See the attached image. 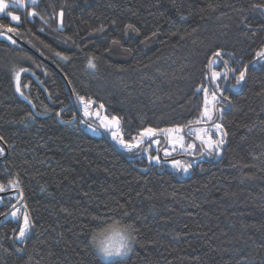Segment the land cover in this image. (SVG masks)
<instances>
[{
    "label": "trees",
    "instance_id": "obj_1",
    "mask_svg": "<svg viewBox=\"0 0 264 264\" xmlns=\"http://www.w3.org/2000/svg\"><path fill=\"white\" fill-rule=\"evenodd\" d=\"M8 5L0 24L17 32L2 31L16 44L0 37V264H264V0ZM217 51L211 76L226 72L225 60L233 70L218 80L228 97L217 107L215 122L227 133L219 156L205 148L184 157L191 167L178 177L149 161L153 146L129 153L96 126L98 111L120 119L127 142L142 141L146 128L190 131L203 118L197 89L216 88L208 67ZM20 68L29 70L21 89L31 104L15 91ZM81 96L104 107L86 117ZM25 213L28 232L15 240ZM126 224L131 251L104 260L98 241Z\"/></svg>",
    "mask_w": 264,
    "mask_h": 264
},
{
    "label": "snow or ice",
    "instance_id": "obj_2",
    "mask_svg": "<svg viewBox=\"0 0 264 264\" xmlns=\"http://www.w3.org/2000/svg\"><path fill=\"white\" fill-rule=\"evenodd\" d=\"M24 2V0H13V5L12 6H17V5H22ZM38 2V0H30V3L32 5H36ZM9 8V5L7 3L4 2V0H0V13H4L5 10ZM262 15H264V12L261 13ZM29 17H33L36 15V13L34 12H29ZM61 16L63 15V13L61 12L60 14ZM7 16L11 18L12 22H16L19 23L20 22V17L17 15H14L12 12H7ZM5 26L3 24H0V29L4 28ZM128 28H132V25H127ZM60 30H62V24L59 25ZM102 30V29H101ZM6 31L8 33H15L17 32V28L16 27H12V26H8L6 28ZM0 37L9 40L12 44H16V41L13 40L10 36H5L4 33L2 31H0ZM60 54L57 53V56H59ZM216 57H221V52L217 51L215 53ZM257 56L260 57V62H264V52H258ZM64 59H67V57H63ZM209 63H211V61H209ZM225 67H226V72L225 73H220V72H212V77H211V83L216 85V88L213 90L212 95H211V99H209V89L207 87L203 88V89H197V92L203 90L205 95H204V110L201 113V116L203 118H206L208 121H213V126L215 128V135L218 137V139L213 140L211 139V137L209 136L207 139L204 138V136H207V132L205 129H199L197 130V139H200L204 146L208 149V154H212L213 152L219 156L220 152H221V145H223L225 143V137L227 135V133L223 130L222 128V124L221 123H216V119L217 117H215L213 115V109H215L216 111H220L219 108H216L217 104H221V102H227L228 101V97L226 95L223 94V91L219 85L218 80L219 79H227L228 78V73L232 72L233 70L231 68H228V61L225 60L224 61ZM88 65L91 68H95V64L93 63L92 59H89L88 61ZM248 65H245V69H247ZM29 70L27 68H20L18 71L14 72V80L16 83V88L15 91L16 93H18L24 100L28 101V103L31 104V101L28 100V97L24 94V92L21 89V74L22 73H26ZM34 75V73H33ZM237 79V84H240L241 82L245 81L246 79V71H240L239 72V76L236 78ZM24 87L27 88L28 85L24 84ZM217 92L220 93L219 96H217ZM79 101L81 104H84V97H78ZM93 103V101L89 100L87 104L84 105V116H90L92 115V113L89 112V106ZM34 107V106H33ZM101 108L104 107V105H100ZM57 115H60V113H57ZM96 115H99L98 113ZM219 119L222 120V116L219 117ZM82 123L84 121H81ZM199 121H197L198 123ZM119 125H120V119L117 116H112L111 120L108 119L107 116H104L101 119V124L100 126L106 130L111 131L113 128H116L117 131H112V139L114 141H116L123 150L128 151L129 153H133V149L136 148L138 146L139 141L137 142V144H132V143H126L122 138L118 139V129H119ZM93 131H95V129H93ZM163 131L165 133L168 134H172L173 132L175 133H179L180 129L179 128H175V129H163L160 130ZM200 133H204V136H201ZM158 132L156 129L153 128H146L141 132V136H154L157 135ZM0 139H2V137H0ZM183 138L182 137H178L177 139H172L169 142L170 143H177L178 141L182 142ZM188 148L191 149L193 148L192 144L188 145ZM147 151V150H146ZM4 154V150L0 149V156H2ZM135 155H138L139 153H133ZM170 155L169 152L165 151V156ZM149 161L150 162H155V164L159 165L161 164V161L158 157H152L149 156ZM180 166H181V162L180 161H174L172 163V167L176 170H180ZM189 167H191V165H187L183 167V171L185 173L188 172ZM12 187L15 188H19L20 185L17 181H12L10 182ZM5 190L4 186H0V193H3ZM13 207H15V205H13ZM11 216L13 218H15L17 216V211H13L11 213ZM29 225H30V220H29V216L27 213H25L24 215V221H23V226L19 227V233L18 235L14 236L15 240H20L23 241L25 239L26 233L28 232L29 229ZM134 230V229H133ZM124 232L127 234V229H124ZM116 235L119 237L118 241H116L115 243L109 241V242H104L101 241L99 244V251L103 254L104 257H112V256H127L129 254V252L131 251V246H132V242L135 241V237H131L130 235H121L119 232L116 233Z\"/></svg>",
    "mask_w": 264,
    "mask_h": 264
},
{
    "label": "flooded vegetation",
    "instance_id": "obj_3",
    "mask_svg": "<svg viewBox=\"0 0 264 264\" xmlns=\"http://www.w3.org/2000/svg\"><path fill=\"white\" fill-rule=\"evenodd\" d=\"M216 106L217 107H220L221 104H217ZM215 115L216 114H215V110H214V116ZM217 118H218V114H217ZM194 124L196 126H207L211 130H212V125H213V123H210V121L206 120V118H202L198 123L196 122ZM187 129H184L183 128V130H182V132L180 134L185 138V144L186 145H189L190 142H194L193 144L198 147V152L197 153H195L196 150L194 152H190L189 154H186V153L182 152L181 150H179V148H178V146H177L176 143L175 144L170 143L169 142L170 139L167 138L168 136L167 135H164L162 133L158 134L156 136V138H154V139L158 140L157 143H154L156 140H153L152 141V139H151L152 137L149 138V137H145L144 136V138L142 139V141H140L138 143V148L140 147L139 153H141L143 150H145L144 148H146V146L151 145V146H153V148L155 150V153H154V155L149 154V156L159 157V159L161 161V164H159V166H162V165H170V161L171 160H174V159H177V158H179V160L181 162V165L186 166L187 163H184V161H182V159L184 157H189L190 159H192V158H195L196 156H198L200 153L201 154L204 153V150H205V146L202 143L196 141V139H195L196 137L193 135V133H191ZM215 139H218V137L216 136ZM165 140H166V143H165ZM144 142H146V143H144ZM127 143L137 144V143H134V142H127ZM168 147L174 148V151L175 152L170 153V155H168V156H165V151L168 149ZM0 149H3L4 152H5L4 145L1 142H0ZM146 155L147 154H144V156H146ZM18 222H19V217H18V220H17V225H18Z\"/></svg>",
    "mask_w": 264,
    "mask_h": 264
},
{
    "label": "rangeland",
    "instance_id": "obj_4",
    "mask_svg": "<svg viewBox=\"0 0 264 264\" xmlns=\"http://www.w3.org/2000/svg\"><path fill=\"white\" fill-rule=\"evenodd\" d=\"M4 2L5 3H7V4H13V1H6V0H4ZM30 3V0H24V2H23V4L22 5H18V6H21V7H23L24 5H25V3ZM61 14V13H60ZM14 15H16V14H14ZM59 20L61 21V15H59ZM217 63H218V60L217 59H214V61H213V65L215 66V65H217ZM258 63L260 64V63H262V64H264V62H260V59H259V61H258ZM215 70H213L212 72H214ZM216 72V71H215ZM212 77V76H211ZM227 83V82H226ZM204 95H205V93H204ZM208 95H209V99H211V95H212V93L211 92H208ZM86 103H84V104H82V107H83V110H84V105H85ZM89 112H90V110H89ZM99 114V112L98 111H96L95 113H93V117H95L94 119L95 120H97L98 121V125H100L101 124V119L105 116V115H96V114ZM213 115H214V109H213ZM207 120V119H206ZM174 128H176V127H174ZM173 128V129H174ZM88 129H89V131L90 132H92V133H97L98 131H97V129H95V128H93V127H88ZM93 129H95V131H93ZM180 129V128H179ZM199 129H205L206 130V132H207V136H204V133H200V135L201 136H204V138L205 139H207L209 136L211 137V139H215V137H216V135L214 134L215 133V128H213L212 127V130L209 128V127H207V126H196V127H192L191 128V130H190V132L191 133H193V135L196 137L195 139H196V141H198V142H200V143H202L203 144V142L200 140V139H197V130H199ZM112 131H117V129L116 128H113L112 129ZM112 131H111V134H112ZM158 132V134H160V133H162V134H164V135H167L168 137L167 138H169L170 140H172V139H177L178 137H182L183 138V140H182V142H180V141H178L176 144H177V146H178V148H179V150H181L182 152H184V153H186V154H189L190 152H194L195 151V147H194V145H193V143L194 142H190V144H192L193 145V148H191V149H189L188 148V145H186L185 144V138L180 134L181 133V130H180V132L179 133H175V132H173L172 134H168V133H166L165 134V132H163V131H157ZM157 134V135H158ZM157 135H154V136H151L152 137V139L153 140H156V139H154V138H156V136ZM145 137H148V136H145ZM120 138H122L123 139V137H122V135H121V132H120V130L118 129V139H120ZM150 138V137H149ZM124 140V139H123ZM125 141V140H124ZM115 142V144L118 146V147H120V148H122L116 141H114ZM126 143H127V141H125ZM158 142V140H156L154 143H157ZM134 143H137V142H134ZM204 145V144H203ZM206 148V147H205ZM126 151V150H125ZM167 152H169V153H173V152H175L174 151V148H170V147H168V149L166 150ZM206 151H207V153H208V149L206 148ZM213 154V153H212ZM215 154V153H214ZM199 155H201V153L199 154ZM149 159V158H148ZM174 161H180L179 160V158H177V159H174V160H171L170 161V165L169 166H171L172 167V163L174 162ZM153 163H155L154 161H153ZM173 168V167H172ZM117 232H119L121 235H127L125 232H122L121 230H119L118 228H116V227H112V228H109L108 229V231H107V234L106 235H104L101 239H100V242L101 241H104V242H109V241H111V242H113V243H115L116 241H118V239H119V237L116 235V233ZM100 242L98 241V244H100ZM98 248H99V246H98ZM99 254H100V256L104 259V260H109V259H112V258H116V257H120V256H112V257H104L103 256V254L99 251Z\"/></svg>",
    "mask_w": 264,
    "mask_h": 264
},
{
    "label": "water",
    "instance_id": "obj_5",
    "mask_svg": "<svg viewBox=\"0 0 264 264\" xmlns=\"http://www.w3.org/2000/svg\"><path fill=\"white\" fill-rule=\"evenodd\" d=\"M0 31H6V29H4V28H2V29H0ZM216 56H212L211 58H210V61H211V63H209V67H208V69L210 70V67H211V64H212V61L214 60V58H215ZM53 65V64H52ZM56 69H57V71L62 75V73H61V71L57 68V67H55ZM63 77H64V75H62ZM64 79H65V81H66V83H67V87H68V89H69V92H70V95H71V97H72V99H73V102L75 103V106L77 107V109H78V102H77V100H76V98H75V95H74V92H73V90H72V88L70 87V85H69V83L67 82V80H66V78L64 77ZM95 105H97L98 107H99V111H101L102 110V108L100 107V104H98V103H92L90 106H89V108H90V110H92L93 108H94V106ZM216 108H217V106H216ZM215 110V109H214ZM100 113V112H99ZM215 117H217V111L215 110ZM210 123H213V121H210ZM100 130H101V132H103V133H105L106 134V129H104V128H102L101 126H99V125H96ZM184 129H187V127H185ZM106 138L107 139H109V137L108 136H106ZM138 138L139 139H143L144 137H142L141 136V134L138 136ZM152 139V138H151ZM110 140V139H109ZM147 142V141H146ZM146 142H144V143H146ZM165 143H166V140H165ZM164 143V144H165ZM224 146V144L223 145H221V147H223ZM7 152V151H6ZM5 155H6V153H5ZM4 155V156H5ZM4 156H2V157H0V159L1 158H3ZM182 169H183V166L181 165V167H180V170H178L177 171V176L179 177L180 176V174H181V172H182ZM190 174V173H189ZM187 176V175H186ZM185 176V177H186ZM3 193H6V192H3ZM3 193H1V194H3ZM21 200H22V197H21V195H20V197H19V199L15 202V206L17 205V204H19L20 202H21ZM10 209H12V208H10ZM9 209V210H10ZM8 210V211H9ZM15 233V232H14Z\"/></svg>",
    "mask_w": 264,
    "mask_h": 264
},
{
    "label": "clouds",
    "instance_id": "obj_6",
    "mask_svg": "<svg viewBox=\"0 0 264 264\" xmlns=\"http://www.w3.org/2000/svg\"><path fill=\"white\" fill-rule=\"evenodd\" d=\"M125 229H127V234L131 236V232L133 230V226L131 224H126Z\"/></svg>",
    "mask_w": 264,
    "mask_h": 264
},
{
    "label": "bare ground",
    "instance_id": "obj_7",
    "mask_svg": "<svg viewBox=\"0 0 264 264\" xmlns=\"http://www.w3.org/2000/svg\"><path fill=\"white\" fill-rule=\"evenodd\" d=\"M244 71H245V70H244ZM228 75H229V73H228ZM209 78H210V80H211V70L209 71ZM75 98H76V97H75ZM201 155H202V154H201ZM201 155H199V156H197V157H200ZM0 194H1V193H0ZM3 194H4V193H3ZM17 205H18V204H17ZM17 205H16V206H17ZM16 206H15V207H16ZM12 208H13V207H12ZM10 210H11V209H10ZM10 210H9V211H10ZM20 220H21V218H19V223H18V225L20 224Z\"/></svg>",
    "mask_w": 264,
    "mask_h": 264
}]
</instances>
